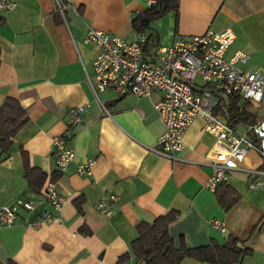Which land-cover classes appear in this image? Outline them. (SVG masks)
I'll return each mask as SVG.
<instances>
[{
    "label": "crops",
    "instance_id": "0c3cea01",
    "mask_svg": "<svg viewBox=\"0 0 264 264\" xmlns=\"http://www.w3.org/2000/svg\"><path fill=\"white\" fill-rule=\"evenodd\" d=\"M12 9H0V106L12 96L25 108L27 120L12 137L7 150L0 146V204L32 200L28 210L19 206L11 225H0L1 264H142L131 250L137 224L177 210L167 229L175 246L195 247L211 240L222 243L236 237L250 251L241 264H264V156L250 148L232 169L227 183L239 197L225 207L206 186L211 166L205 155L215 137L204 129L201 114L185 130V145L169 158L152 151L164 124L150 97L105 90L103 112L85 79L92 71L93 45L84 43L87 27L113 31L132 39L131 16L144 8L143 0H70L55 16L54 0H14ZM170 10L151 21L157 44L168 45L177 34L202 33L231 27L236 37L229 52L241 48L250 55L248 67L264 74V0H179L178 25ZM167 17V21L162 19ZM86 104L81 122L67 123L70 106ZM262 105L264 103H254ZM54 136H64L74 157L55 181L67 195L60 210L44 199L38 186L25 176L20 149L29 164L47 176L57 170ZM92 158L89 173L76 164ZM261 181L250 186L252 180ZM112 214L96 205L108 194ZM55 218L36 224L44 211ZM223 221L225 230L214 225ZM85 222L89 233L79 227ZM125 252L128 258L117 259ZM179 264H216L185 256Z\"/></svg>",
    "mask_w": 264,
    "mask_h": 264
},
{
    "label": "built area",
    "instance_id": "2783aa9c",
    "mask_svg": "<svg viewBox=\"0 0 264 264\" xmlns=\"http://www.w3.org/2000/svg\"><path fill=\"white\" fill-rule=\"evenodd\" d=\"M145 6L154 0H143ZM14 0H0V9H12ZM55 10L63 16L67 9L77 13V7L70 0H54ZM236 37L231 27L220 30L206 29L202 33L177 34L168 45L156 44L145 48L147 34L135 31L132 39H127L113 31L88 26L82 41L94 46L92 71L85 70V79L94 99L103 112L109 113L100 94L110 90L116 94L133 93L136 96L150 97L159 93L153 107L164 124L152 151L176 158V152L185 145V130L195 116L201 114L204 129L214 135V144L208 149L205 158L212 170L206 186L214 190L222 180L230 177L232 169L250 148L257 149L264 156V116L254 124L247 125L240 132L229 125L227 118L218 111L221 98L238 95L252 103H264V74L259 68L246 66L249 53L241 48L228 51ZM86 113V104L70 106L67 110V123H79ZM248 130L258 137L254 142ZM256 143H258L256 145ZM52 145L55 151L57 170L63 172L74 157V149L64 136H54ZM92 158L76 164V172L89 173ZM252 175L263 174L264 168L249 170ZM261 181L252 180L250 186ZM44 199L53 208L60 210L67 195L56 188L55 180H47L42 191ZM118 199L114 193L101 199L97 210L105 216L112 214L111 202ZM32 200H19L0 204V225H11L18 214L19 206L30 210ZM55 216L50 211L42 212L36 224L48 222ZM214 225L225 230L223 221L213 220Z\"/></svg>",
    "mask_w": 264,
    "mask_h": 264
},
{
    "label": "trees",
    "instance_id": "16d2710c",
    "mask_svg": "<svg viewBox=\"0 0 264 264\" xmlns=\"http://www.w3.org/2000/svg\"><path fill=\"white\" fill-rule=\"evenodd\" d=\"M178 6L179 0H154L151 5L144 6L143 9L131 16L132 28L147 34L146 49L157 44L158 36L150 29L151 21L170 10H174L176 28L178 25ZM55 16L57 21L61 20L60 12L57 10H55ZM0 21H3L1 16ZM250 105L251 102L247 99H241L238 95H229L225 99L221 98L218 111L227 118L229 125L237 128L240 123L250 125L259 120L258 113L251 109ZM26 120L25 108L18 99L7 96L0 106V146L4 150L9 148L13 135ZM248 134L254 142H258V137L253 130H248ZM20 152L25 169L24 174L33 186H38V191H43L47 180H56L60 177L62 172L58 170L47 176L41 169L29 164L28 155L24 149L21 148ZM214 192L218 202L225 207L232 205L239 197L236 190L227 183V180L219 182ZM176 216L177 210H169L156 216L152 221H142L137 224V236L131 242V250L133 256L142 264H179L185 256H193L216 264H241L242 257L250 251L233 236H228L222 243L211 240L209 243L200 246L187 247L184 245L177 247L167 229L168 223ZM79 230L85 233L90 232L85 222L81 223ZM129 256V252L123 253L117 259V263L120 259Z\"/></svg>",
    "mask_w": 264,
    "mask_h": 264
},
{
    "label": "rangeland",
    "instance_id": "374dc122",
    "mask_svg": "<svg viewBox=\"0 0 264 264\" xmlns=\"http://www.w3.org/2000/svg\"><path fill=\"white\" fill-rule=\"evenodd\" d=\"M162 20L166 22L167 17H164ZM250 108L256 110V112L258 113L259 119L264 116V104L258 106V105L251 102ZM246 126H247L246 123H240L237 125V130L242 132L246 128Z\"/></svg>",
    "mask_w": 264,
    "mask_h": 264
}]
</instances>
